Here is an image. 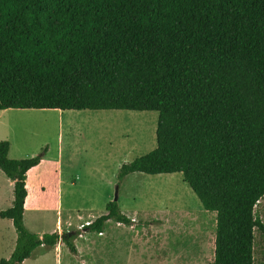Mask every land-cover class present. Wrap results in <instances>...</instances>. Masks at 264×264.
Segmentation results:
<instances>
[{
  "label": "trees",
  "instance_id": "obj_1",
  "mask_svg": "<svg viewBox=\"0 0 264 264\" xmlns=\"http://www.w3.org/2000/svg\"><path fill=\"white\" fill-rule=\"evenodd\" d=\"M157 111L156 146L117 172L182 174L215 213L213 264H255V205L264 196V0H0V110ZM45 152V149H44ZM42 152V154H44ZM15 245L0 264H23L79 229L37 234L23 224L29 169L42 154L13 159ZM82 230L132 225L118 197Z\"/></svg>",
  "mask_w": 264,
  "mask_h": 264
},
{
  "label": "rangeland",
  "instance_id": "obj_2",
  "mask_svg": "<svg viewBox=\"0 0 264 264\" xmlns=\"http://www.w3.org/2000/svg\"><path fill=\"white\" fill-rule=\"evenodd\" d=\"M64 111L0 110V141L9 142L10 158L40 155L45 149L26 179L25 228L37 234L81 232L74 240L77 255L63 243L61 249L35 253L23 264H213L215 213L203 209L181 173L133 172L117 180L123 162L156 146L158 112ZM60 168L63 184L58 193ZM116 185L118 204L135 225L109 219L103 233L82 230V225L105 213ZM12 188L0 170V210L10 207ZM255 213L264 223V196ZM6 222L0 218V230L11 236ZM109 240L112 243L107 244ZM12 243L8 247L0 238V258L9 257ZM253 260L264 264V233L259 229L254 231Z\"/></svg>",
  "mask_w": 264,
  "mask_h": 264
},
{
  "label": "crops",
  "instance_id": "obj_3",
  "mask_svg": "<svg viewBox=\"0 0 264 264\" xmlns=\"http://www.w3.org/2000/svg\"><path fill=\"white\" fill-rule=\"evenodd\" d=\"M37 167V166H36ZM35 169V167H33V168H31V169H29V171L27 172V177H26V179L28 178V176H29V173H30V171H32V170H34ZM62 172H61V168H60V171H59V178H58V182H57V190H58V193H60V189H61V185L63 184V178H62ZM8 181H9V185H13L12 184V182L8 179ZM27 182V181H26ZM26 186H27V184H26ZM0 191H1V189H0ZM59 200H60V198H59ZM110 200V198H108V201ZM11 203V202H10ZM25 205H26V203H25ZM11 206V205H10ZM125 214V213H124ZM134 222H133V224L131 225L132 227L135 225V220L133 219V218H131ZM7 220V224H6V228L8 229V231L10 232V235L11 236H9V235H7L6 234V232H4V230H0V238H1V240L3 241V243H6V244H8V247H10L9 245L12 243V245L11 246H13V248H14V245H15V239H16V237H15V235H14V231H15V229H14V227H13V224H12V221L11 220H8V219H6ZM116 222V221H115ZM116 223H119V222H116ZM120 224H123V223H120ZM126 225V224H125ZM5 228V229H6ZM103 231H104V229H103ZM103 231L101 232V233H103ZM103 235V234H102ZM75 241H76V238L74 239ZM112 243V240H109V241H107V244L108 243ZM75 243V242H74ZM75 246H76V248H77V253L79 252V250H78V247H77V245L75 244ZM61 247H63V242H58L54 247H52V248H54V249H61ZM13 250V249H12ZM12 252V251H11ZM77 253H76V255H77ZM140 256H142V255H140ZM142 257H145V258H147L146 256H142Z\"/></svg>",
  "mask_w": 264,
  "mask_h": 264
},
{
  "label": "water",
  "instance_id": "obj_4",
  "mask_svg": "<svg viewBox=\"0 0 264 264\" xmlns=\"http://www.w3.org/2000/svg\"><path fill=\"white\" fill-rule=\"evenodd\" d=\"M117 189H118V185H116V187H115V195H114V198H117L118 197V195H117Z\"/></svg>",
  "mask_w": 264,
  "mask_h": 264
},
{
  "label": "built area",
  "instance_id": "obj_5",
  "mask_svg": "<svg viewBox=\"0 0 264 264\" xmlns=\"http://www.w3.org/2000/svg\"><path fill=\"white\" fill-rule=\"evenodd\" d=\"M87 224V223H86ZM83 226V225H82Z\"/></svg>",
  "mask_w": 264,
  "mask_h": 264
}]
</instances>
